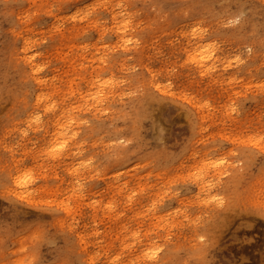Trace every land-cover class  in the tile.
Segmentation results:
<instances>
[{
	"label": "rangeland",
	"instance_id": "obj_1",
	"mask_svg": "<svg viewBox=\"0 0 264 264\" xmlns=\"http://www.w3.org/2000/svg\"><path fill=\"white\" fill-rule=\"evenodd\" d=\"M116 1L0 0V264H264V36Z\"/></svg>",
	"mask_w": 264,
	"mask_h": 264
},
{
	"label": "bare ground",
	"instance_id": "obj_2",
	"mask_svg": "<svg viewBox=\"0 0 264 264\" xmlns=\"http://www.w3.org/2000/svg\"><path fill=\"white\" fill-rule=\"evenodd\" d=\"M212 1L217 2V7H218L217 10L214 11L211 10ZM121 2H122L121 0H117L112 6L111 14L113 16V22L116 24L118 23L117 18L119 14H122L123 11L125 10ZM252 2H253L252 10H256V12L258 10L259 5H264V0H252ZM157 4L159 6L166 7L164 9L170 15H182L186 12H192L193 13L192 15L196 14L198 16H201L203 13L210 16H213L212 14H214L215 15L214 17L224 18L228 20V22H234L240 19L242 21L243 30L249 29L250 30L249 32L251 34L256 33V31L258 30V32L261 33L262 36H264V17L262 18L261 24L257 25L251 20V18L248 15L246 17L241 16L235 4H230L223 0H175L172 4L166 3V0H159ZM262 13H263L262 16H264V12ZM252 15L253 14H250V16ZM124 22L125 21L123 18V20L119 23H124ZM241 30L242 28L240 27L234 29L233 32L239 33L241 32ZM194 41L195 43L192 45L190 44V48L187 52V58L191 64L193 63L198 64L199 68H202L207 72L216 71V69H218L221 63L224 64V66L227 65L226 68H232L234 61L232 60L230 61V57H231L230 50L226 49V46H224L222 42H216V40L204 38L199 35L196 36L195 33H194ZM249 52L252 53L250 55L251 59H257L259 61V64L261 66H264V42L260 44L259 43L254 44L253 42L249 43ZM21 55L23 56L26 63L32 64L33 60H31V58H26L27 54L25 53V51ZM238 63L239 60L235 61V64ZM33 68L34 67H32V69ZM144 83L148 85L149 88L155 85L154 81L150 78H146ZM259 85H264V83ZM62 148L64 149V147ZM27 193L28 191L24 190V191H20L19 195L23 196L24 194ZM149 257L150 259L153 260L155 258L157 259L158 255L152 254V256Z\"/></svg>",
	"mask_w": 264,
	"mask_h": 264
}]
</instances>
